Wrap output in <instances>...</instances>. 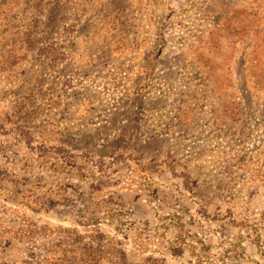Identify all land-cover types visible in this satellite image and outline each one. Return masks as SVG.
Segmentation results:
<instances>
[{
  "label": "rangeland",
  "instance_id": "obj_1",
  "mask_svg": "<svg viewBox=\"0 0 264 264\" xmlns=\"http://www.w3.org/2000/svg\"><path fill=\"white\" fill-rule=\"evenodd\" d=\"M0 264H264V0H0Z\"/></svg>",
  "mask_w": 264,
  "mask_h": 264
},
{
  "label": "crops",
  "instance_id": "obj_2",
  "mask_svg": "<svg viewBox=\"0 0 264 264\" xmlns=\"http://www.w3.org/2000/svg\"><path fill=\"white\" fill-rule=\"evenodd\" d=\"M128 1V0H127Z\"/></svg>",
  "mask_w": 264,
  "mask_h": 264
}]
</instances>
